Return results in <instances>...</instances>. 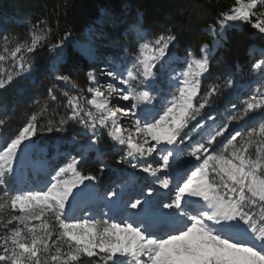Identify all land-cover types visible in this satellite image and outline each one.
Returning <instances> with one entry per match:
<instances>
[{
  "label": "snow or ice",
  "instance_id": "obj_1",
  "mask_svg": "<svg viewBox=\"0 0 264 264\" xmlns=\"http://www.w3.org/2000/svg\"><path fill=\"white\" fill-rule=\"evenodd\" d=\"M237 23L264 36V0H232L204 26L211 40L182 57L178 22L153 29L138 10L130 22H112L122 55L94 64L84 87L53 66L45 96L0 139V264H264V49H250L259 52L252 63L259 77L247 92L224 73L204 83L216 47ZM71 36L43 21L25 39L0 36V91L31 76V57L45 46L60 64ZM84 50L97 59L95 31ZM100 77L113 82L105 87ZM232 93L235 101L221 109V97ZM7 122L0 118V131ZM72 125L83 135L71 137L66 162L52 166L39 188L14 187L38 133ZM108 147L117 150L116 164L151 181L140 186L145 177L121 168L120 184L99 195L112 166ZM93 154L99 167L85 171Z\"/></svg>",
  "mask_w": 264,
  "mask_h": 264
},
{
  "label": "trees",
  "instance_id": "obj_2",
  "mask_svg": "<svg viewBox=\"0 0 264 264\" xmlns=\"http://www.w3.org/2000/svg\"><path fill=\"white\" fill-rule=\"evenodd\" d=\"M232 3V0H0V36L8 34L16 40L28 37L29 29L38 21H43L53 32L59 30L61 35L64 30H70L72 36L63 49V60L56 64L57 53L49 50L47 46L39 49L31 57L34 67L31 76L18 79L7 90L0 91V118L6 117L8 122L0 131V139L8 138L25 119V114H30L33 100L45 96L46 87L51 79L53 66L62 68L64 72L73 75V79L84 87L87 83V71L98 64H102L100 55H107L112 60L118 61L122 55L121 50L115 46V36L112 34V22L118 19L131 21L139 10L147 26L156 29L160 25L177 21V31L180 33V42L176 47L179 56L184 55L186 47H197L201 42H209L204 26L211 23L221 8ZM99 29V30H96ZM95 31L98 48L97 59L93 61L84 50ZM102 33H107L104 35ZM3 41L0 40V47ZM264 49V36L256 33L249 25L237 23L229 28L224 39L216 47L212 61L211 75L204 81L212 83L222 73L230 75L244 86L240 93L248 91L247 85L253 84L259 77V71L253 72L252 63L259 59V53L250 55V49ZM254 86V84H253ZM70 90L71 86H63ZM237 93L221 97V109L228 100L235 101ZM242 98V96H241ZM256 117L253 118L255 120ZM44 124L47 120L43 121ZM80 127L72 125L65 132L38 133L36 148L30 155L32 161L43 158L41 150L60 161V153L66 154L74 150V145L69 144L71 136L81 135ZM103 145H109L107 137ZM45 156V155H44ZM106 160L112 166L106 168L101 181L96 186V191L101 194L112 182H119L124 178L118 165L114 161L119 157L108 147ZM99 167L95 155L83 165L85 171L95 170ZM30 179L22 186L18 178L13 182L14 187L27 188L37 178V173L28 167Z\"/></svg>",
  "mask_w": 264,
  "mask_h": 264
},
{
  "label": "rangeland",
  "instance_id": "obj_3",
  "mask_svg": "<svg viewBox=\"0 0 264 264\" xmlns=\"http://www.w3.org/2000/svg\"><path fill=\"white\" fill-rule=\"evenodd\" d=\"M95 40H97L96 36H95ZM96 46H97V48H102L99 44H97V42H96ZM98 58L102 59V61H112V59L110 57H108L107 55H103V56L100 55ZM99 67L103 68V67H105V64L102 62V64ZM99 79H100V84L105 86V87H106L107 83L113 82V81H110V80H105L103 77H100ZM70 90H72V89L70 88ZM72 91H75V90H72ZM158 103H159V101L157 100V104ZM79 133L81 135H83L82 129L79 131ZM71 137L68 140L69 144H72L70 142L71 141ZM112 150L115 153L117 151L116 149H112ZM41 153H42L43 158H41L40 160H37L36 162H34V161L32 162V161L26 160L23 164H20V165L17 166V178H18L19 183L22 186H24V183H26L30 179V173L29 172H31V171H28V167L31 166V170H33V171H35L37 173V178L38 179H35V181H32V183H30L27 188H39L42 185V183H43V181H44V179L46 177V172L48 170H50L52 166L57 164L56 161H54L55 159H52L53 157L49 156L48 153L44 152V149L41 150ZM31 154H32V152L30 153V155ZM30 155H29V157H30ZM64 155L65 154L60 153V158H61L60 161L61 162H66L65 159H64ZM124 166L126 168L125 170L127 171V173H135L139 177H145L146 178V179H141L140 180V182H139L140 186H143L146 181L147 182L151 181V177H147L146 174L140 172L138 169L133 170L128 165H124ZM119 184H120V181L119 182H112L109 186H107L105 188V190H107L108 188L112 187L113 185H119ZM27 188H25V189H27ZM104 191L101 194H99V195L102 196ZM90 202H92V201L89 200V201L86 202V204H89ZM86 204H81L80 207H86L85 206ZM77 214H79V213H77ZM97 218H99V217H97Z\"/></svg>",
  "mask_w": 264,
  "mask_h": 264
}]
</instances>
